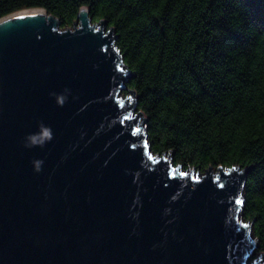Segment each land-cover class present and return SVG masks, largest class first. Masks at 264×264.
Instances as JSON below:
<instances>
[{"label":"water","instance_id":"water-1","mask_svg":"<svg viewBox=\"0 0 264 264\" xmlns=\"http://www.w3.org/2000/svg\"><path fill=\"white\" fill-rule=\"evenodd\" d=\"M106 25L86 6L66 28L42 7L0 18V264H264L248 169L151 152Z\"/></svg>","mask_w":264,"mask_h":264},{"label":"trees","instance_id":"trees-1","mask_svg":"<svg viewBox=\"0 0 264 264\" xmlns=\"http://www.w3.org/2000/svg\"><path fill=\"white\" fill-rule=\"evenodd\" d=\"M82 6L114 30L153 154L248 169L242 217L264 253V0H0V18L42 7L66 28Z\"/></svg>","mask_w":264,"mask_h":264},{"label":"rangeland","instance_id":"rangeland-1","mask_svg":"<svg viewBox=\"0 0 264 264\" xmlns=\"http://www.w3.org/2000/svg\"><path fill=\"white\" fill-rule=\"evenodd\" d=\"M121 96H122V98H125L127 95H124V94L121 92ZM135 113H136V110H134L133 112H131V114H135ZM142 118H143V116H141V117L138 119L137 124H140V122L142 121ZM195 171H197V170H195ZM198 172H204V170H198ZM254 251H256V248H254ZM253 255H254V258H255V259H258V253L253 252Z\"/></svg>","mask_w":264,"mask_h":264},{"label":"snow or ice","instance_id":"snow-or-ice-1","mask_svg":"<svg viewBox=\"0 0 264 264\" xmlns=\"http://www.w3.org/2000/svg\"><path fill=\"white\" fill-rule=\"evenodd\" d=\"M45 135H47V133H45ZM240 201L238 200L237 203H239Z\"/></svg>","mask_w":264,"mask_h":264},{"label":"bare ground","instance_id":"bare-ground-1","mask_svg":"<svg viewBox=\"0 0 264 264\" xmlns=\"http://www.w3.org/2000/svg\"><path fill=\"white\" fill-rule=\"evenodd\" d=\"M254 236V235H253Z\"/></svg>","mask_w":264,"mask_h":264}]
</instances>
